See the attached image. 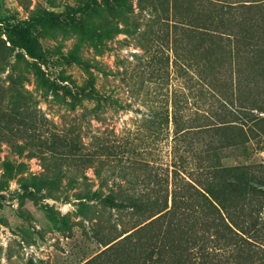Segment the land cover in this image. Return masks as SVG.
Here are the masks:
<instances>
[{"label":"rangeland","instance_id":"1","mask_svg":"<svg viewBox=\"0 0 264 264\" xmlns=\"http://www.w3.org/2000/svg\"><path fill=\"white\" fill-rule=\"evenodd\" d=\"M84 1L0 0V29H28L37 49L17 71L11 65L0 70V264H81L139 222L128 199L134 192L157 191L150 176L170 168L174 112L178 127L202 125L178 144L194 147L196 153L185 152L190 162L197 166L196 157H203L208 163L212 154L206 159L200 151L210 145L233 175L259 177L263 185L256 187L264 193V31L257 35L255 54L240 60L236 95L222 66L207 71L218 93L213 96L189 71L175 67L162 40V9L170 0H127L130 13L115 0ZM177 1L199 6L197 0ZM42 11L57 18L52 31L35 18ZM102 16L121 31L96 46L79 42L68 29L72 19L98 22ZM256 19L264 27V9L256 11ZM5 40L0 35V46ZM240 104L246 108L233 112ZM195 111L204 117L191 122ZM246 113L256 120L219 126L222 114L229 120ZM200 172L198 179H205L207 171ZM56 174L57 190L37 192L31 186L32 177ZM258 190L247 195L249 204L264 198ZM85 191L97 196L84 199ZM225 194L232 207L240 203L231 191ZM119 201L125 204L116 208ZM260 217L264 220V207Z\"/></svg>","mask_w":264,"mask_h":264},{"label":"trees","instance_id":"2","mask_svg":"<svg viewBox=\"0 0 264 264\" xmlns=\"http://www.w3.org/2000/svg\"><path fill=\"white\" fill-rule=\"evenodd\" d=\"M115 1L121 3L127 13L132 12L127 0ZM197 1L199 6L193 9L190 5L170 0L169 5L162 9L166 14L162 18L166 26L162 40L172 52L175 67L183 73L189 71L213 96H218V93L212 88L207 71L214 65L218 68L222 66L234 84L231 90L233 88L236 95L242 81L240 60L246 54H255V49L259 47L257 35L264 31L263 26L259 28L256 19V11L264 9V0ZM84 2L88 5V0ZM151 10L156 11L155 8ZM111 11L112 8L107 9L108 13ZM45 12L35 14V18H42V28L52 31L57 18ZM68 29L78 36L79 42H91L94 46L121 31L106 16H102L98 22L86 18L72 19ZM0 35L6 38L0 46V70L11 65L17 71L18 64L27 65L25 55L33 57L37 51L30 31L19 26H7L0 29ZM6 41L9 46H6ZM27 42L30 43L28 47ZM11 57L12 63L9 62ZM75 60H79L77 55ZM24 92L29 96L28 91ZM85 96L92 98L91 95ZM222 104L226 110L225 103ZM245 108L243 104L236 105L233 112ZM197 114L198 111L193 113L191 122L204 117ZM248 115L246 113L243 119L230 117L225 120L222 114L219 126L236 120L241 125L256 120ZM30 116L37 117L34 111ZM172 122L170 168L165 167L162 168L163 172L153 173V179L149 174V182L155 184L158 190L134 192L128 199L127 207L141 220L122 231L115 239L104 243L102 250L81 264H264V234L259 235L257 228V224L263 220L260 214L264 198H258L257 205H251L247 200V195L253 196L252 193L258 190L256 185H263V181L254 174L245 173L242 177L233 175L231 167L220 165L211 152L217 149L210 145L201 150L200 155L206 153V159H209L211 153V159L203 164V157H196L198 165L195 166L186 157L194 154V147L181 148L178 144L184 138L192 139L202 125L196 128L191 125L178 127L176 112L172 115ZM192 127L197 130H192ZM23 149L24 145L18 146V154H22ZM202 170L207 171V175L200 180L198 176L202 175ZM55 176L58 177H32L31 186L37 192L41 188L57 190L59 175ZM227 190L235 194L240 203L233 207L228 204L225 198ZM92 196L97 194L87 192L84 199L91 200ZM123 204L124 201H119L114 206L118 208Z\"/></svg>","mask_w":264,"mask_h":264}]
</instances>
